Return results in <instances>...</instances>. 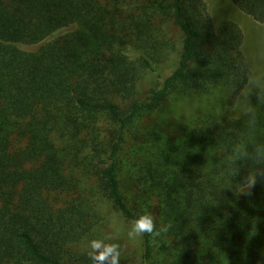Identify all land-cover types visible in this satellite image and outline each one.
I'll list each match as a JSON object with an SVG mask.
<instances>
[{
    "label": "trees",
    "instance_id": "16d2710c",
    "mask_svg": "<svg viewBox=\"0 0 264 264\" xmlns=\"http://www.w3.org/2000/svg\"><path fill=\"white\" fill-rule=\"evenodd\" d=\"M231 2L264 24V0ZM243 38L204 0H0V264H91L88 240L145 209L173 226L140 264H264V182L222 188ZM187 96L205 107L142 125Z\"/></svg>",
    "mask_w": 264,
    "mask_h": 264
},
{
    "label": "clouds",
    "instance_id": "9594fccd",
    "mask_svg": "<svg viewBox=\"0 0 264 264\" xmlns=\"http://www.w3.org/2000/svg\"><path fill=\"white\" fill-rule=\"evenodd\" d=\"M254 62L257 66L246 68L239 83L233 86L240 116L245 120L246 136L231 148V156L226 166V179L222 188H233V178L242 168L247 174L235 185V191L242 196H250L258 182H264V137L258 135L259 118L257 104L264 105V44L256 51ZM255 101V103H254ZM221 113L217 119L220 127L225 125ZM173 225L162 223L157 226L153 213L145 209L126 226L125 234L131 241L145 235L153 239L166 233ZM85 254L91 264H121V246L117 236L110 232H100L88 240Z\"/></svg>",
    "mask_w": 264,
    "mask_h": 264
},
{
    "label": "rangeland",
    "instance_id": "374dc122",
    "mask_svg": "<svg viewBox=\"0 0 264 264\" xmlns=\"http://www.w3.org/2000/svg\"><path fill=\"white\" fill-rule=\"evenodd\" d=\"M204 1L207 4L208 11L214 24L218 25L224 19H231L241 27L244 36L242 51L248 62V66L249 68L257 66L254 62V57L257 49L264 44V24L257 23L250 16L240 11L233 5L231 0ZM170 69V66L167 67L165 73H168ZM156 79L154 72H147L145 78L141 82L142 90H147L150 85L156 82ZM203 107H205V102L201 98L191 96L179 98L175 104H172L170 101H165L160 111L154 112L143 118L142 125L147 126L152 124L159 115H168L169 119H172L173 116L188 117ZM234 112H240L236 104V99L234 101ZM129 143L132 144V141ZM121 179H124V171L121 172ZM125 188H127L128 193L132 195L133 190L130 185L125 186ZM129 222L130 221H126L119 217V215H115L113 221L109 227L105 228L104 232H110L117 236V242L121 246V251L125 254V264H140L143 252L142 239L131 241L127 238L125 230Z\"/></svg>",
    "mask_w": 264,
    "mask_h": 264
}]
</instances>
